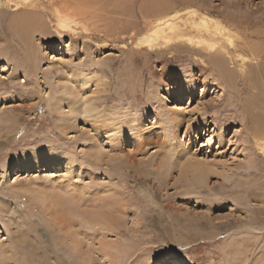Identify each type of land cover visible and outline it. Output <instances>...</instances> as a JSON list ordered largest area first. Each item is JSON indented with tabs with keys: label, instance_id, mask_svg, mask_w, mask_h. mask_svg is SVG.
Wrapping results in <instances>:
<instances>
[{
	"label": "rangeland",
	"instance_id": "374dc122",
	"mask_svg": "<svg viewBox=\"0 0 264 264\" xmlns=\"http://www.w3.org/2000/svg\"><path fill=\"white\" fill-rule=\"evenodd\" d=\"M153 1L103 0V38L60 37L51 14L33 28L2 8L0 264H264V156L253 142L264 131V50L257 65L246 50L264 49V0H167L232 31L247 51L235 88L216 69L137 52L133 27ZM192 155L216 171L203 185L182 171ZM110 200L111 227L89 225L87 208Z\"/></svg>",
	"mask_w": 264,
	"mask_h": 264
},
{
	"label": "bare ground",
	"instance_id": "6f19581e",
	"mask_svg": "<svg viewBox=\"0 0 264 264\" xmlns=\"http://www.w3.org/2000/svg\"><path fill=\"white\" fill-rule=\"evenodd\" d=\"M102 1L0 0V13L2 8H8L5 10L8 14L11 12L19 13L22 19L18 18V23L22 21H31L30 24H33V28L39 27L42 22L41 19L37 22L38 16L41 18L51 14L55 20L52 28L53 30H56L57 28V35L60 37L66 31L76 32L78 30L79 32L87 31V33H91V35H93L94 32V34H98L97 36L99 38H103L107 36V33H105L106 30L103 25L106 24V19H104L105 10ZM177 9L178 8H174L167 0H155L141 9L142 22L145 25L142 30H134L137 28L134 26L132 31L133 36H136V38L134 37L135 40L132 42L134 43L133 45L137 52L142 53L143 50H146L145 52L149 56H163L165 54H170L165 58V60L174 63L187 59L201 72L216 69L220 72L223 82L227 85H232L235 88V86L239 83L238 80L240 79V81H243L244 84V80L247 78L244 63L247 58L245 59L242 56V53L247 51H244L243 48L238 50L234 35L228 26L207 12L199 14L195 10H188L183 13L179 12ZM38 10L42 11L40 15L36 13ZM42 28L46 33H48L49 29L46 25ZM258 36L262 38L264 37V34L263 36ZM260 46V44L254 43L248 49L246 48V50L254 56V65L258 64L260 54L264 50H260ZM196 61H199V64ZM240 62L241 65H238ZM229 64H234L240 67H229ZM188 79L189 77H183V83L185 84L184 91H187L192 95L194 86L192 81ZM250 88L253 90L257 89V82L254 81V84ZM180 89H177V93H181ZM64 97L65 96H63V98ZM96 111V108H93L92 105L87 103L84 111H82V114L86 118H91ZM166 125L170 132L169 137L175 139L177 132H179V122L177 118L168 119ZM189 127H199V124L195 123ZM112 132L113 130L109 133ZM253 139L256 148L259 150V155L264 156V131L253 133ZM196 157V155H192L191 160L183 166L182 171L186 178H190L192 181H198L200 185H203L208 180L210 175L216 174V171H214L211 165L205 164L203 160H199ZM38 160L39 159H37V162ZM24 164L25 163L20 160L14 165L22 168ZM15 166H13V169ZM80 191L82 193L84 192L83 190ZM64 205L65 201L56 204V206L60 208L61 212L64 214L68 213L67 215L70 216V211L65 212V210H63ZM118 205V201L112 200H110V202L106 205L92 204L87 208L92 211L89 212L87 223L95 227L98 225L111 227L109 217L110 219L112 217L111 215L108 217V213L112 210V208L116 209V206ZM75 244L76 247L79 246L77 242ZM111 249L112 247H105V243H103L100 248V250L104 253L109 252ZM243 249H245V251L247 250L245 247H243ZM110 253H107L106 256ZM243 255L246 256L244 253ZM240 262L242 264L244 259L241 258Z\"/></svg>",
	"mask_w": 264,
	"mask_h": 264
}]
</instances>
